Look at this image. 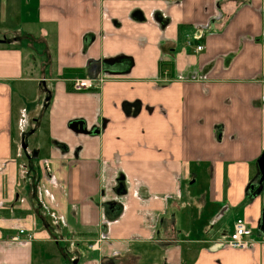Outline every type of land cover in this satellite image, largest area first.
I'll list each match as a JSON object with an SVG mask.
<instances>
[{"label": "crops", "instance_id": "0c3cea01", "mask_svg": "<svg viewBox=\"0 0 264 264\" xmlns=\"http://www.w3.org/2000/svg\"><path fill=\"white\" fill-rule=\"evenodd\" d=\"M263 155L264 0H0V264H264Z\"/></svg>", "mask_w": 264, "mask_h": 264}, {"label": "built area", "instance_id": "2783aa9c", "mask_svg": "<svg viewBox=\"0 0 264 264\" xmlns=\"http://www.w3.org/2000/svg\"><path fill=\"white\" fill-rule=\"evenodd\" d=\"M203 47L198 46L197 50H201ZM167 74V71L164 72ZM103 79L96 78H77L73 80V86L76 90H97L98 86L101 84ZM26 230L20 229L18 235L14 236L12 239L14 241H21V236ZM253 230L249 222L244 218H238L233 226L232 232L225 243L226 247L244 250L250 246L248 238L252 235ZM95 248L94 245L89 246Z\"/></svg>", "mask_w": 264, "mask_h": 264}, {"label": "water", "instance_id": "95a60500", "mask_svg": "<svg viewBox=\"0 0 264 264\" xmlns=\"http://www.w3.org/2000/svg\"><path fill=\"white\" fill-rule=\"evenodd\" d=\"M259 168H260V180H259V184H258V188L257 191L261 192L263 187H264V155L262 156V158L259 161ZM262 225L264 226V213H263V218H262ZM102 264H113L112 259L110 258H104L101 261Z\"/></svg>", "mask_w": 264, "mask_h": 264}, {"label": "rangeland", "instance_id": "374dc122", "mask_svg": "<svg viewBox=\"0 0 264 264\" xmlns=\"http://www.w3.org/2000/svg\"><path fill=\"white\" fill-rule=\"evenodd\" d=\"M29 61H31V59H30V58L28 59V62H29ZM32 140H33V139H30L29 141H31V142H32Z\"/></svg>", "mask_w": 264, "mask_h": 264}]
</instances>
